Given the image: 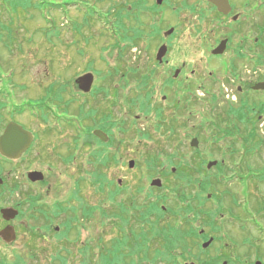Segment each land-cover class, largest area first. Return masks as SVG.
Wrapping results in <instances>:
<instances>
[{"label":"rangeland","instance_id":"rangeland-1","mask_svg":"<svg viewBox=\"0 0 264 264\" xmlns=\"http://www.w3.org/2000/svg\"><path fill=\"white\" fill-rule=\"evenodd\" d=\"M44 1L65 4L58 10L45 3V6L40 7V11L30 7L26 13L19 9L21 13H12L11 16L0 0V26L7 24V26L4 25L6 28L3 30L6 42L4 44L0 42V75L2 76H0L2 78L0 88H2V83L9 80L6 75L10 72L15 75V79L12 80L16 86L14 88L10 84L7 85L8 89H4L0 97V100L6 103V106L4 104L0 109L4 120L3 127L9 121H17L25 128L38 132L40 136V143H37L30 153L27 152L24 159H18V162L16 160L11 163L5 162L1 175L10 176V185L14 183V178H17L23 187L28 189L30 183L27 180V171L41 169L51 181L58 180L71 186L74 177L80 174L79 167L90 168L88 164L89 147L81 145L80 142L79 146L82 147H76V131H79L76 130L75 125L71 126L65 121L59 124L54 120L53 115L49 121H42L29 110L17 111L13 108V103L21 101L26 103L32 98L43 101L47 94L46 88L52 83L65 85L68 89L66 93H69L67 95L72 94L73 107L69 112L72 118H80L72 114L75 113L76 107L86 102V110L96 106L100 114L108 113L117 120V125L115 124L112 128L117 135V140L121 141V159L119 165L112 166L108 170L109 174L114 178H121L133 188L138 184L143 185L146 190L152 187L150 185L152 178L160 177L163 187L161 186V190L153 188V195L154 200L166 197L167 199L160 201L165 205L176 206L178 203V199L171 193L173 190L171 182L175 180L178 173V164L181 163L180 173L188 171L187 166L183 167V164L188 162L187 159L192 161V166L207 169L209 160L214 158L220 160L226 157L223 154L224 148L232 145V141L237 143L235 147L239 153L247 149L241 143V135L238 132L229 136L225 134L232 128L227 109L228 105H231L229 101L237 97L234 94L238 84L247 87L249 82L264 79V56L255 59L251 56L241 58L236 55L233 58L235 66L233 72L237 74H230L227 66L228 59L230 56L233 57L232 53L224 54L225 56L212 55V50L222 39L232 37L233 46H235L240 39H244V35L249 36L244 31L243 23H239L241 21L232 23L231 17L220 14L216 8L208 4L207 0H187L188 4H200L198 15L186 8L180 12L175 10V6L179 8L183 0H170L171 2L164 0L159 6L156 0H142L143 2L148 1L146 4L155 8L152 15L146 11L142 14V19L146 21L144 26L147 25L146 32L150 33L154 30L155 33L157 28L161 30V35L157 33L151 37L149 42L141 41L139 48L134 47L131 51H127L124 54V60L117 61L118 48L114 39L119 36V33L114 23L116 16L113 7L120 8V3L123 2L129 7L130 0ZM237 2L240 4L237 10L243 16V1L237 0ZM255 9L251 11V19L255 23L259 22L264 25V13L262 12L259 17L257 12L254 13L257 11ZM46 17L51 18L53 22L49 23ZM170 26H175L176 32L175 37H168L171 38L168 41L171 42L172 47L169 48L167 56L170 58L171 67L174 68L180 64L179 66L184 70L180 80L186 81L179 90L164 85L166 77L172 74L167 75L168 67L164 64L159 65L155 58L158 47L164 41L163 31ZM250 59H255L256 63L253 65ZM183 62L186 65H182ZM117 64L121 69L136 68L139 73L140 70L148 72L152 66L155 68V74L151 80L153 94L149 112L142 111L138 102L132 104L130 101L131 98L137 99L141 93L145 92L137 89L139 86L137 76L128 77V83L119 81V75L113 72ZM88 68L91 71L96 69L101 72L97 75L98 72L94 71L96 75L94 87H98V91L93 96L80 95L74 83L75 78L88 71ZM193 68H197L196 75L191 72ZM238 72L242 74L238 76ZM241 77L246 78L244 84L239 82ZM21 84L26 87L23 88ZM114 86L121 87L118 96ZM103 87L110 92L109 96H105L99 90ZM66 93L62 94L66 97ZM165 95L166 101L163 100ZM214 97L215 105H212ZM244 98L249 102L245 107L246 110L250 106L259 108L261 103H264V92L250 93ZM12 110L14 114L11 113ZM138 118L140 119L137 120ZM260 121L257 123L254 121L255 128L259 129V131L255 129L258 138L248 142L251 150L256 149L249 158L253 167L264 166V137L261 139L263 141L261 145L255 147L259 143V136L264 132V117ZM89 123L85 121L84 126ZM120 124H122L121 127H119ZM80 125L83 126L82 123ZM46 130L48 133H45ZM142 132H146L147 136L144 137ZM195 136L199 138L198 147L190 144ZM243 139L247 140L246 137ZM39 150L42 153H39ZM62 158H70L71 162L65 164ZM131 159L135 160L133 168L128 166ZM0 163L3 162L0 161ZM226 163H229L228 159ZM232 163L231 160L229 165ZM232 169L229 168L227 171V180L231 177L230 175L234 174ZM207 170L212 176L218 172L215 166ZM195 172L198 174V171ZM245 174L248 173L237 175L246 177ZM237 179L225 181L218 189L221 190L219 196L222 197L223 191L229 189L237 193L239 198H245L246 201L242 207L233 204L229 196L223 197L224 204L221 206L215 199L207 202L210 209L230 210L232 208L236 216L235 220L227 219L222 223L218 219V223L222 225L220 232L222 235L219 237L222 241L207 248L209 252H203L201 256L207 259L213 256L212 258L220 263L227 260L228 264H240L243 260V264H252L258 260L264 264V230L256 229L246 215L251 213L255 216L253 207L259 201L260 194L254 184L251 183L248 190L247 186L250 182L248 181L245 187H241ZM259 186L260 191L264 193V184ZM83 189L88 192L90 188L85 186ZM253 191L257 193H251ZM51 197L52 194L47 196L49 200ZM19 198L25 200L26 196L16 191L10 202H15ZM210 199L212 200V197ZM219 202L221 203V200ZM26 208L27 205L23 209ZM225 217L228 218L226 214ZM104 222L105 224H99L98 220L93 218L90 233L96 238L100 232V236L106 242L115 233L113 232L114 225L110 223V220L104 219ZM242 222L244 223L241 226ZM259 222L264 227V222ZM85 235L86 233L83 234ZM250 243L259 244L260 250L257 252L258 248L252 247L250 251H247ZM2 245L0 242V250ZM212 250L214 252L210 254ZM183 258L181 257L180 261H196L192 257H186L185 260Z\"/></svg>","mask_w":264,"mask_h":264},{"label":"flooded vegetation","instance_id":"flooded-vegetation-1","mask_svg":"<svg viewBox=\"0 0 264 264\" xmlns=\"http://www.w3.org/2000/svg\"><path fill=\"white\" fill-rule=\"evenodd\" d=\"M241 1H243L242 7L244 8V18L240 11L237 10L240 5L237 0H229L231 11L229 14L223 15L231 17L232 23H238L241 21L239 23H243L244 31L249 34V36L244 35V39H240L235 46H233L232 37H227V49L222 55H218L225 56L224 54L232 53L233 57L230 56L227 66V70L230 74H237V72H233V67H235L233 65V58H235L236 55L241 58L246 56L247 58H250L251 56L255 59L264 56V25L259 22L255 23L253 19H251V11L255 8L257 11L254 13L256 14L257 12L259 17L262 12L264 13V0ZM145 6L146 10L143 11L149 12L150 15H152L153 11L151 6H148L147 4ZM193 6L196 10L199 9V6L196 4ZM172 28H174V31L169 35H165V32L169 29L163 31V42L168 45V52L169 48L172 47L171 42L168 41L171 38L168 37H175L176 32V28ZM158 31L159 35H161V30ZM253 33L254 36H252ZM250 34L252 38L250 37ZM153 36L154 35L151 37ZM255 59H250L252 64L256 63ZM160 64H164L168 67L166 70L167 75L172 74L171 76L166 77V82L164 84L166 87H173L179 90L184 86L186 81L180 80L181 75L184 74L183 68L179 66L180 64H177L178 66H175L174 68L171 67L170 58L168 56H166L164 61ZM182 65H186V63L183 62ZM152 68L153 66L149 68V72ZM153 69L155 71V68ZM191 72H193V75H196L197 68H193ZM241 74V72H238V76ZM245 79L246 78L241 77L239 82L244 84ZM244 91V87L241 84H238L237 91L234 94L237 95V97L233 98L235 101H230L231 105L239 106L240 104H248V101L243 97ZM163 100L166 101V98H163ZM209 100L211 99L209 98ZM38 110L39 114L36 118L42 120L40 115L41 109ZM89 119L90 116H88L85 121H89V125L95 122L96 126H94L91 131L89 129L84 131L82 135V145L87 146L90 149L89 154L91 157L88 160V164L89 166H92V169L94 170L96 158L93 155L103 154L104 152L110 154L120 153L121 141L120 139L117 140L115 132L114 135H112V132L110 131L111 125L106 123L103 118L98 121H91ZM139 119L140 118L137 120ZM95 128L108 134V140L104 142L94 135L93 130ZM248 130L249 125L248 123H245L243 138L246 137L247 140L243 139L242 142L246 147L248 145ZM30 131L33 132L34 139L29 149L23 153L19 160L24 159V155L27 152L30 153L36 144L40 143L39 133L32 130ZM2 133L3 132L0 131V135ZM39 153L42 152L39 150ZM231 153H235V161L230 157ZM223 154L226 155V157L220 159L221 169H247L249 160L248 154L245 150L240 157V153L233 145V141L232 145L225 146ZM120 159L118 162L110 164L109 169L112 166L119 165ZM227 159L229 160L228 164L226 163ZM217 160L219 161V159ZM231 160L233 163L232 165H229L231 164ZM0 161L3 162L0 163V232L9 226H12L15 230V239L11 242H7L5 237L0 236V242L3 244L2 249H4L0 250V264L220 263L217 259L212 258L213 256L209 259L201 256L203 252H209V249L202 247L203 232L201 230H198L200 236L193 239L196 242L167 243L164 242L162 237H155L154 224H156L161 218L154 215L153 207L155 200L153 188L151 187L149 190H146L145 187L140 184L133 188L132 185L129 186L127 183L123 182L121 178H114L109 174V169H105V164L102 163V158L99 159V178L86 179L84 183L85 186L90 188L89 191L85 192L83 189L84 186L75 194H73L74 189L72 185L68 186L64 182L61 183L58 180L51 181L41 169L29 170L42 171L45 177L43 180L38 181L30 180L27 177V180L30 183L28 189H25L21 181L17 178H14V183L10 185V176L5 177L1 174L4 171L5 162L11 163L15 160H10L0 153ZM217 166L218 163L216 164V167ZM29 171H27V174ZM74 182L75 180L73 183ZM16 191L22 192L26 196L25 200L19 198L18 200H15V202L12 201L14 203L10 202ZM224 193L229 195L232 194L229 189H226ZM50 194H52V197L49 200L47 196ZM1 202H5L6 204L3 205ZM26 205L27 208L23 209ZM6 207H15L18 209V216L12 220L5 219L2 215V209ZM93 218L97 219L99 224H105L104 219H109L110 223L114 225L113 232L115 235L110 237L106 242L100 236V232L95 238L90 233V225ZM85 233L86 235L83 236ZM200 239L202 241H200ZM252 246L254 245H249L247 251H250ZM170 247L171 249L169 251ZM259 250L260 249H257V252ZM212 252L214 251H210V254H213ZM182 256L195 258L196 261L182 262L180 261ZM220 264H228V261L224 260ZM240 264H243V260ZM252 264H261V261L255 260Z\"/></svg>","mask_w":264,"mask_h":264},{"label":"trees","instance_id":"trees-1","mask_svg":"<svg viewBox=\"0 0 264 264\" xmlns=\"http://www.w3.org/2000/svg\"><path fill=\"white\" fill-rule=\"evenodd\" d=\"M1 1L6 11L11 13V16L13 15L12 13H21L19 9H22L23 12L26 13L28 11V8L30 7H34L36 10L40 11V7L45 6V3L48 6L58 10H60L62 5L65 4H57L51 1L44 0H36L35 2L33 0ZM129 3L131 4L129 7L124 4V2L122 4L120 3V8H116V6L113 7L116 16L114 23L118 29V32H120V35L116 38L119 58H117V61H122L120 59L124 60V54L127 51H131V49L134 47H139L141 41L146 40L149 42L150 37L154 34V30H152V32L150 33H147V25L144 26V23L146 22L144 19H142L143 10H146L144 2L142 0H130ZM183 8H188L193 13L197 12L193 4H188L185 0L180 3V7L177 8V11L180 12ZM47 19L49 23L53 22L51 18L48 17ZM4 25L7 26V24ZM4 25L0 26V42H2V44L6 42V35L5 33H3V30L6 28V26ZM158 32L159 31L156 28L155 33ZM113 72H115L116 75H119V81H127L126 83H128V77L137 76V79L139 80V86L137 87V89L141 90L142 92H145L141 93V95H139L137 99L131 98L130 101H132V104L138 102L140 109L142 111H147L150 108V101L152 99L153 94L151 80L153 75L155 74L154 69L152 68L150 72H142L140 70L139 73L136 68L130 67L128 69H121L119 64H117ZM120 89L121 87L119 88V86H114V90L117 96ZM46 90L47 94L43 101L37 102L38 99H36L34 100V103L28 102L22 103L20 105H16L15 103H13V106H18H14V110L24 111L26 109H30L33 114H37L39 112L38 109H41L42 118L44 120H47L48 117L52 115L55 117L57 116L58 118H61V116L67 118V115L60 113V111H64L65 114H69L71 110L73 99L67 96L65 97L62 94L63 92L66 93L67 87L61 83H52L46 88ZM99 90H101L105 96H109L110 94V92L106 91L105 87L100 88ZM0 91L2 92L3 89H0ZM250 93L258 94L261 92L253 91L251 83L248 84L246 91L243 93V97L249 95ZM214 100L215 98L213 99V103ZM4 104L6 106V103L0 100V109L4 106ZM245 107L246 105L243 104H240L239 106L228 105L227 115L228 117H230L229 123L232 124V128L225 132L227 136L231 135L234 132H238L241 135L240 140L243 145H245L242 142L245 123H248L249 125L248 142H252L256 138H258V135L255 131V125L260 120L262 121L264 117V103H261L259 108H254L250 106L246 110ZM83 109L84 105H80L79 108L76 110H79L78 113L80 116H82L83 114ZM14 110L12 111L13 113ZM89 113L95 115L97 112H95V110H92ZM103 120L106 123L110 124L112 127H114L116 124L115 121L112 120V117L108 115V113L103 115ZM254 121H256L255 124ZM3 122L4 120L2 119V112L0 111V130L2 128ZM250 126H252L251 129ZM256 130L259 131V129ZM259 137V143L255 145V147L260 146L263 142L261 139L264 137V132L261 133ZM235 144L236 142L233 141L234 146ZM255 151L256 149L254 150L253 148L251 150L249 145H247L246 152L249 158L252 154H254ZM93 156H95L96 158L94 170L89 173V178L92 179L99 178V159H103L102 163L105 164L106 170H108L110 164L119 161L118 154H110L108 152H104L103 154H96ZM230 157L233 158L234 161L236 159L235 153H231ZM187 161L188 162L186 164H183V167L187 166L188 171H186L185 173H180L179 169L181 163L178 164V173L176 174L175 180L171 182V186L173 188L171 193L178 199L177 205L169 206L166 204L165 207H163L164 204L160 202V199H157L154 203V215L158 218H161L159 220V223L166 222L169 219L164 225H160L158 223L154 224V233H156V236L162 237L164 242L167 243H188L190 241L196 242L193 239L198 238L200 236L198 230H203V238H207L210 234H214L215 239L218 240L217 237L222 235V233H220L221 226L217 224L218 218L222 221H226V218L221 217L220 214H224V212H220L221 209H210L207 206V202L211 200L210 198H208V194L211 193L212 198L219 202L221 197L219 196L218 189L221 185L225 183L224 180L226 179V174H228V172L224 174L225 170L220 168L221 162H219L218 168L221 169L220 173L216 174V176H212L206 168L192 166V161L188 159ZM254 167L251 166L249 159L247 169L233 168L232 171L234 172V174L230 176L232 177L231 179L238 178V181L241 182L242 187H245L247 182L249 181L250 183L247 186L248 190L250 188V184H254L255 189L260 194V199L257 204L253 207L255 211V216L251 213H248V217L250 218L251 222L253 221L256 229L264 230L263 225L259 222H264V193L260 191L259 186L261 184H264V166L257 168ZM195 171H198L199 175ZM245 172L248 173L247 175L245 174L246 177H240L239 175H236ZM86 178V176H81L77 179L73 188V194L77 193V191L81 189V183ZM257 192L253 191L251 193ZM231 200L232 203L237 206L240 204V202L237 201L238 198L235 195H231ZM221 204L222 202L219 203L220 206ZM229 213H232V211H229ZM257 214L259 216H257ZM170 249L171 247L169 248V251ZM183 257L186 258V256Z\"/></svg>","mask_w":264,"mask_h":264},{"label":"water","instance_id":"water-1","mask_svg":"<svg viewBox=\"0 0 264 264\" xmlns=\"http://www.w3.org/2000/svg\"><path fill=\"white\" fill-rule=\"evenodd\" d=\"M163 0H157V3H162ZM210 3L214 4L219 12L223 14H228L231 11V5L229 0H208ZM174 31V28H170L165 32V35H169ZM228 39H223L220 44L213 49V54H222L227 46ZM168 47L163 44L159 47L156 58L159 62H163L165 55L167 54ZM177 74V73H176ZM94 81V74L92 72H87L76 79V83L79 88L84 92H89L92 88ZM253 88L255 90H264V81L256 83ZM95 134L106 140L107 135L100 130H95ZM33 140V134L30 131L25 130L21 125L16 122H10L7 124L4 133L0 135V152L7 156L8 158H19L22 153L29 148ZM199 140L194 137L191 141L192 146H198ZM217 161H210L208 167L211 168L215 165ZM135 164L134 160H130L129 166L133 167ZM31 180H42L44 179V174L41 171H31L28 173ZM152 185L161 186L162 181L159 178L152 180ZM3 216L6 219L15 218L18 215V210L13 207H7L2 209ZM0 235L5 237L7 241H11L15 238V230L12 226L0 232ZM212 238L205 242L204 246H208L212 242ZM192 264V263H191Z\"/></svg>","mask_w":264,"mask_h":264}]
</instances>
